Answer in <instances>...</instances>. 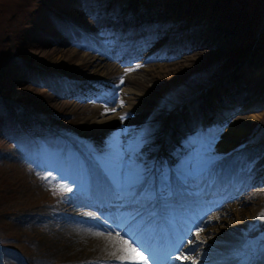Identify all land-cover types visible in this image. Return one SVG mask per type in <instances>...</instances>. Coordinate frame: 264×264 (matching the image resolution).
<instances>
[{"label": "rangeland", "instance_id": "1", "mask_svg": "<svg viewBox=\"0 0 264 264\" xmlns=\"http://www.w3.org/2000/svg\"><path fill=\"white\" fill-rule=\"evenodd\" d=\"M82 1L87 3V0H47L45 4H42L44 0H0V95L8 99V102L0 104V242L10 248L2 250L0 247V264H105V262H108L104 260L106 258L102 257L105 254L95 252L91 246L84 243L85 239H78L72 234L68 221L75 219L76 215L65 216L60 211L58 214L65 217L62 219L54 213V205H58L64 200L67 190L70 189L71 192L79 194L83 187L78 184H68L65 180L56 179L54 173L47 174L49 172L47 169L33 167V162L39 161L33 159V152L27 150L25 155L23 147L20 148L22 152H18L12 147L13 144L10 143L9 135L4 134L3 130H5L7 123L12 124L10 123L12 119L24 115L22 108L19 106V100L30 105L33 110L48 119V125L44 126L47 132L54 133L56 129L62 132L67 131L68 134L70 132L76 135L80 142H86L91 145L94 148L92 152L98 151L102 153L106 151L107 146L101 141L99 136L101 129L94 125L88 127L89 120L86 118L91 116V113L87 114L85 112L98 102H94L88 107L87 102H84L82 107H72L70 104L65 103L68 99L65 96V92L72 91L63 86H57L53 89L54 86L70 83L74 89L78 90V94H82L80 90L86 89L88 93H84V95L90 97V90L93 91V94L101 93L95 92L96 89L101 87L102 93L96 95L100 96L104 94V88L113 86L100 84L103 82L101 80L103 76H105L104 82L109 75V79L112 78L117 82L114 85L122 87L127 83L126 79L133 86L143 85L141 87L147 94L143 102L146 110L148 109L154 115L161 114V116H165L164 105H167L166 103H168V107L176 105L181 84H184L183 82L190 74L201 76L199 73L202 72V67L211 61V57L226 51L229 52L226 47L231 46L235 42H237V46L242 45L243 51H246L249 44L252 45L256 39L264 42V35H259L258 29H256L259 26L264 28V0H211L209 1V6L205 5V8L204 4L208 3V0H165L167 1L165 4L167 6L163 12L154 10H159L158 5L161 6L164 0H150L149 4L144 3L145 0H140L143 2L140 4L141 6L135 7L139 8L140 11L134 9L135 0H107L108 6L112 4L110 6L112 7V12L109 16L115 20L125 15L130 22H133L136 18L135 15L143 14V19H139L138 22L143 27L141 29L142 34L149 32L151 29L148 25L145 26L146 24L156 28L169 27L170 30L166 34L167 37L179 35L181 31L177 33V30H180L182 26H188V29H191L190 27L193 29L202 28L206 31L218 26L222 30L221 32L217 30V33L220 32L219 37L224 38L227 36L224 33L226 31L229 38L225 37L223 44L219 43L220 45L214 47V50L210 49V52L205 51L197 55L194 53L199 51L198 49H206V47L189 51L183 50L177 56H170L171 54H176L182 48L174 46L170 49H165L170 43L178 45L174 40L159 44L153 52L142 49L139 53L140 46L137 49L131 48L125 58L128 59L130 54L131 56L134 54V58L139 57L143 60L150 59L153 61L140 64L133 69L130 68L134 64H128V66L124 64L116 72H109L111 69L109 65H99L97 69L93 68L94 73L92 74L89 73V70L92 67L91 62L94 60H92L90 55L81 56L79 54L78 58L74 53L78 49L80 51L77 53H85L87 52L86 48H79L82 46L81 43H71V37L79 41H81V38L83 40L86 39L90 42L96 39V36L92 33L95 30L94 26H96L94 23L95 18L86 12ZM122 2L130 3L122 5ZM88 4L95 7L99 6L96 2ZM230 4L232 8L236 4L237 11L241 9L237 14L240 13L242 18L246 17L251 25L249 26L248 24V26L251 29H255L251 35L245 34L243 40L239 38L242 35L237 31L236 20L234 21V18H231V14L221 11L215 17L212 15V11L216 8L224 9L223 5H228L227 8H229ZM149 5L152 8H149ZM149 11L153 13L149 14ZM232 11L237 12L235 9H232ZM202 14L207 16L204 18L207 19L206 24L202 23L203 20L200 18ZM51 15L56 16L58 21H53ZM12 16H19L24 18V20L28 19L26 22H32L29 25L17 27L16 29L21 30L16 34L15 24L9 21V18H13ZM101 16L102 14L98 16V19ZM212 20L213 22H211ZM122 24L125 25L127 30L132 29V25L126 24V21H122ZM87 31L90 32V35ZM98 32L100 34L101 30ZM234 34L236 39L234 38L235 36L232 38ZM116 37V33H113L112 39ZM146 37L149 38L148 35ZM87 43V41L84 42L83 46L87 45ZM127 45L130 44L127 43ZM181 45L182 43L178 46ZM261 47L264 50V44ZM102 48L104 47L101 46L95 49ZM149 49H152V46ZM65 50L69 51L65 52ZM114 51L116 50H113L111 54H114L115 57ZM14 52L22 54L25 61L8 60L6 67L4 65L5 59L10 55L14 57ZM144 54L145 56H141ZM180 55H188V57L182 59L181 57L184 56L180 57ZM251 55H253V50L250 51L249 57ZM114 57H108L106 61L112 62L116 60ZM95 58L97 57L95 56ZM232 59L234 60V57ZM232 59H229L230 61L228 62H231ZM258 61L260 62L251 71L250 76L247 73L242 74L247 76V79L244 78V80H246V87L249 93L254 85L264 82V56L263 60L261 56ZM125 62L129 63L128 60H125ZM160 66L162 69L159 68ZM5 67L7 70L1 71ZM127 69L129 70L126 71ZM53 70L58 73H69L73 80H79L82 76L94 84L88 83L86 80H82L83 82L66 81V78H60L61 76L51 72ZM36 75L42 77L36 81ZM241 76L237 79H242ZM122 82L123 84H121ZM171 85L175 88V93L170 90ZM239 96L242 97L240 93L237 94V97ZM257 96H259L258 91L251 95L250 100H255ZM52 98L60 102L56 104ZM9 104L15 108V111L11 110ZM262 104L263 106L261 105V108H258L257 113H255L256 117H253L254 114L248 116L249 113H238L240 120L246 124L247 131H251L252 120L255 118L257 122L255 121L254 123L258 125L259 122L264 125V102ZM30 119L33 120L34 118ZM228 123L227 128L229 127ZM23 124L25 125V122ZM33 135L34 133L30 132V136ZM48 142L44 146L40 143L37 148L36 152L40 158H42V153H47L48 155L44 159L58 155L55 152L56 148L62 149L64 145L62 138H58L55 142L51 139ZM207 152H209V149L199 152L196 155V160L202 158ZM19 155L24 159H21ZM257 171L264 174V170ZM44 174L50 177L42 178L41 176ZM143 187L148 195H155L154 179L143 181ZM86 194L88 195V190L83 193L84 197L87 196ZM221 194L222 191L219 192V196ZM260 194H264V192ZM256 195H259V193ZM251 197L243 196V201L238 202V205H232L235 201L230 202L232 204H228V210L221 213L220 217L223 216L225 218L224 220L220 219L219 222H222L224 227H228V235L224 232H219V230L216 231L217 228H214V230L207 229L215 225L216 219H213L212 214L208 217L206 216V222L203 224V226H206L202 230H198L194 236L195 239L193 241L198 242L196 252L181 263L223 264L222 260H226V262L231 264L230 257L233 261V250L240 245L246 227L249 228L251 233H254V226L257 225L260 228L264 223V219L259 218L260 216L257 214L264 213V195L256 199L257 205L255 207L253 206L254 202L250 203L253 200ZM47 201L53 203L46 204ZM250 204L251 208H248L247 206ZM235 207L240 209L241 212L239 214L236 212ZM39 209L42 210L41 214L32 215ZM218 211H222V208L216 209L213 215ZM237 215L238 218L240 217L239 219H237ZM74 221H71V223H74ZM93 223L96 224L95 221ZM87 224L89 225L90 223ZM222 239L232 241L231 245L228 247L224 246ZM72 244V247H68ZM21 257L24 258L22 262L19 259ZM112 263L110 262V264ZM118 263L120 264V262H116V264Z\"/></svg>", "mask_w": 264, "mask_h": 264}, {"label": "bare ground", "instance_id": "2", "mask_svg": "<svg viewBox=\"0 0 264 264\" xmlns=\"http://www.w3.org/2000/svg\"><path fill=\"white\" fill-rule=\"evenodd\" d=\"M219 35L220 32L217 33L216 27L209 31L200 30L197 32H191L189 33L187 39L182 43L183 46L182 45L178 46L176 45V43H170L165 47V49H170L174 46L176 48L182 47L178 52H177L178 49L175 50V52H177L176 54H171L170 56H177L183 50L189 51L195 48H203V47H206V49H198L199 51L195 52L194 54L197 55L199 53H204L205 51L210 52L211 51L210 49L214 50V47L220 45L219 43H221V41H219L220 39ZM82 48H86L87 52L82 54L77 53L80 51L78 49V51L74 52L75 56L78 57L79 54L81 56L83 55L85 56V54L90 55L92 60H94L93 62H91L92 67L89 70V73L92 74L94 73V69H97L99 65H109L111 68L109 72H116V70L119 69L121 66V61H123V60L119 61V59H116L113 60L112 62H108L106 61V59L102 60L98 58V56L94 52L95 48L91 43H87V45L83 46ZM102 50H104L107 53L108 57L111 58L114 57V54L108 53L104 48H102ZM66 51L69 50H65V52ZM118 52L119 50L114 51L116 55L118 54ZM133 55L134 54H132L131 56L130 54V57L128 59L124 57L123 58L124 61L128 60L130 62L135 59L139 61L141 60L139 57L134 58ZM95 56L97 58H95ZM180 57L184 59L188 57V55L186 56L180 55ZM159 68L162 69L161 66ZM101 80L103 82H101L100 84H104L105 76H103ZM125 81H127V83L123 87L120 85L118 86L113 85L111 87L104 88V94L100 96H96L98 97L97 100L99 102L94 104V106H92L91 108L85 111L87 114L91 113V116L86 118L89 120L88 127H92L93 125L99 127L103 133L102 136L103 137L107 136V140L110 142L112 147L115 148V151H118L116 149H119L120 151L123 152V150L119 147V145L123 139L124 134L131 136V140H133L134 137L142 136L143 143L139 144L137 142L135 144L136 153H134L133 158L128 157L131 159V162L127 166H124L123 168L121 165V160L116 163L115 168L111 166V158H113L112 149L107 154H105L103 164L106 166L107 169H112L113 171H115L116 176H120L122 178L126 177L127 175H130L132 170L129 168L137 167L138 171L142 170L143 168L142 166L144 165L145 159L149 156V153L153 151L154 146L158 144V141H160V143L163 142L164 136L167 134V130H168L167 127L168 118L160 119L159 116L154 115L145 109L143 102L146 99L147 94L141 87L143 85L133 86L129 82V80L125 79ZM70 90L72 92H65V96H67L68 98L65 103L70 104L72 107H82L84 101L90 98L87 95L78 97L76 96V91L74 89H70ZM80 91L86 94L88 93L86 89ZM227 96L232 98L233 96H237V94L234 93ZM52 99L55 101L56 104L60 102L55 98ZM209 102H211V104L213 105L217 104V101L214 99L209 100ZM112 109L115 110L112 111ZM201 109L203 108L201 107ZM203 112H205V110H203ZM120 122L122 123V126H120ZM228 124L229 127L227 128L226 133L229 134L231 137L241 132L244 127V125L240 122L239 118H235L234 121ZM178 127L182 128L181 126ZM120 128H122L123 132L120 131ZM163 130L165 131L163 132ZM180 137H181V133H179V139H177L178 141L181 139ZM218 144L220 146L227 147L230 146V140L222 139L221 141H219ZM179 145H181L180 141H179ZM127 147L129 150H131L134 147V142L127 143ZM239 154L243 158V157H247L250 153L248 150H242L240 151ZM237 161L238 159H236V156L233 159L231 157L228 160V163L226 164V167L230 169V173L227 175L225 174L215 175V177L211 182L203 186L204 188H202L201 190V196L205 197L207 203L210 202L212 205L220 203L223 195L225 194L232 195V192L234 191L233 193H235L236 192L235 190L239 189L241 186L245 190L248 188L249 185L252 184L250 183V181L252 177H254V175L252 174L254 170H251L250 172H248L250 168L246 170L244 169L240 170ZM72 166H73L72 163H70L69 168H71ZM89 170H92L89 171L90 172L89 174L83 172V164L80 161L77 170L76 167L75 169L70 170L73 171L75 174H78L83 179L86 178L90 179V186L88 187V195L86 194L87 195L86 197L80 196L85 201L81 200L80 198H75L73 200L67 198L65 203L62 206L58 207L59 211L75 214L76 212L75 208L80 207L79 209L82 212H87L91 215L97 216L96 212H94L90 207L94 209H104L106 208V204L110 202L116 203V200L110 196V192L106 189V183L103 182L102 184H100V182H98V179L94 177V175H96L98 171L97 170L95 171L94 168L93 169L89 168ZM257 173L255 176L256 177L255 180L261 184H264V174H262V172L258 174ZM117 178L118 177H114L113 179H117ZM224 181H228V185L227 182ZM220 191H222V194L219 196ZM259 191L264 192V189L263 190L259 189ZM241 195L242 193L239 194V197H235L232 201H230V202L235 201L233 204L230 202H222L219 206L220 208H222V211H218L214 215L213 214L211 215V212L208 213L206 216L208 217L209 215H211L213 219L214 218L216 219V223L214 226H210L207 229L214 230V228H217L216 231L219 230V232L221 233L224 232L228 235L229 233L228 227H224L222 222H219L220 219L224 220L225 217L223 216L220 217V215L223 211L225 212V210H228L227 208L229 207L227 206L229 203L232 205H238V202L240 203L241 201H243L242 200L243 196ZM262 195L264 194L256 195L255 197H253V200L251 201L249 200L250 203L254 202L253 206L255 207L257 205L256 199H259V197ZM250 206L251 204L247 207L251 208ZM107 208H112V205H107ZM120 208H122V205ZM235 209L236 212H238V214L239 212H241L238 207H235ZM110 213L111 212H109L108 214ZM239 218L237 215V219ZM95 219L96 218L93 219V221L96 222V224L94 225L93 224L88 225L87 223H84L81 219H78L76 223H70V228L72 229L73 232L72 234L76 236L78 239H85L84 243L91 246L95 252L105 254L102 256L104 258L115 259L116 257H118V255L119 256L126 255V253L120 251V248L122 246L121 237H123L124 239L125 236L116 235L117 234L116 230H118L119 228L115 230L113 228V224H110L103 220H100L101 223H98ZM102 222H106V223H102ZM97 233H99L100 235H97ZM82 245L84 244L82 243ZM72 246L73 244L68 247H72ZM127 255H130L135 259V264H142V261H139V258L136 257L135 253H129Z\"/></svg>", "mask_w": 264, "mask_h": 264}, {"label": "snow or ice", "instance_id": "3", "mask_svg": "<svg viewBox=\"0 0 264 264\" xmlns=\"http://www.w3.org/2000/svg\"><path fill=\"white\" fill-rule=\"evenodd\" d=\"M114 110L115 109H112V111ZM259 218L264 219V213H261ZM97 235L100 234L97 233ZM116 235L120 236V233H117ZM121 241H122V246L120 248V251L126 253V255L116 257V259L120 261V264H129L130 261H132V264H135V259L132 256L127 255L129 253H135L136 257L139 258V261H142V264H148L147 258L144 257L143 253L140 252L137 248L133 247L130 241L124 240L123 237H121ZM185 259L188 258L185 257ZM105 264H110V262H105Z\"/></svg>", "mask_w": 264, "mask_h": 264}, {"label": "trees", "instance_id": "4", "mask_svg": "<svg viewBox=\"0 0 264 264\" xmlns=\"http://www.w3.org/2000/svg\"><path fill=\"white\" fill-rule=\"evenodd\" d=\"M12 17H13V18H9V21H10L12 24H15V25H14L15 29H16L17 27H21L22 24H26V23H27L26 20H28V19L24 20V18H20L19 16H18V17L12 16ZM20 30H21V29H19V31H20ZM19 31H18V30L15 31L16 34H17ZM15 32H14V33H15Z\"/></svg>", "mask_w": 264, "mask_h": 264}]
</instances>
